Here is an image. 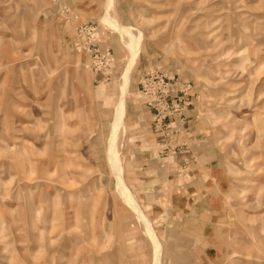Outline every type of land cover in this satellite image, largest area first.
Masks as SVG:
<instances>
[{"label": "rangeland", "instance_id": "rangeland-1", "mask_svg": "<svg viewBox=\"0 0 264 264\" xmlns=\"http://www.w3.org/2000/svg\"><path fill=\"white\" fill-rule=\"evenodd\" d=\"M135 207L161 264H264V0H0V264H153Z\"/></svg>", "mask_w": 264, "mask_h": 264}, {"label": "built area", "instance_id": "built-area-1", "mask_svg": "<svg viewBox=\"0 0 264 264\" xmlns=\"http://www.w3.org/2000/svg\"><path fill=\"white\" fill-rule=\"evenodd\" d=\"M77 47L81 49V45L77 44ZM93 52L95 58L100 55L107 63L112 60L109 52L106 54L96 53L97 50ZM92 63L95 64L91 60L90 66ZM139 87L148 109L153 113L156 129H163L165 121L173 120L169 126L174 128L178 121L185 120L184 110L186 105H190L191 86L181 85L175 78H168L159 70H152L141 78Z\"/></svg>", "mask_w": 264, "mask_h": 264}, {"label": "bare ground", "instance_id": "bare-ground-1", "mask_svg": "<svg viewBox=\"0 0 264 264\" xmlns=\"http://www.w3.org/2000/svg\"><path fill=\"white\" fill-rule=\"evenodd\" d=\"M117 29L121 30L118 27H117ZM127 39L132 40V38L130 36L127 37ZM135 48H136V46H135ZM133 57H135L134 54H133ZM133 64H134V59L132 58V60H131V62L129 64V67H132ZM124 82L127 84L126 76H125ZM119 113L120 112H117V119H119V115H118ZM116 125H117V123H115L112 126L111 132H110V137H111L110 138V144H111L112 147L114 146V141H115V138H116V135H117V132H118V128H117ZM113 151H115L114 147L113 148H110V154H112ZM111 158H112V155H110V159ZM127 193L129 195V197L131 198L132 202L134 203L133 198H132L130 192L127 191ZM135 208H136L137 212L141 215V212L139 211V209L137 207H135ZM141 216H142L141 219L145 220V228H146V230H147V232L149 234V237L151 239V242H153L152 244L154 246V249H153L154 250V263L153 264H161V258H162L161 257V254H162V248L163 247L161 246V244L159 243V241L156 240V238H155V236H154V234L152 232L151 225L146 221V219L143 217V215H141Z\"/></svg>", "mask_w": 264, "mask_h": 264}, {"label": "crops", "instance_id": "crops-1", "mask_svg": "<svg viewBox=\"0 0 264 264\" xmlns=\"http://www.w3.org/2000/svg\"><path fill=\"white\" fill-rule=\"evenodd\" d=\"M106 5H105V8H104V13L106 12ZM128 95H129V90H128V93H127V95H126V99H125V116H124V118H123V123H124V126H125V118H126V114H127V110H126V101H127V97H128ZM121 176H122V178H123V181H124V183H125V185H126V182H125V180H124V176H123V173H121ZM127 186V185H126ZM127 188L129 189V187L127 186ZM130 190V189H129ZM131 192V191H130ZM131 194H132V196L134 197V199H135V201H136V203H137V205H138V207L142 210V208H141V206H140V204L138 203V201H137V199H136V197L133 195V193L131 192ZM143 211V210H142ZM147 218H148V216H147ZM149 219V218H148ZM149 222H150V224H151V226H152V229H153V231H154V234H155V236H156V238H157V240H159V238H158V236H157V234H156V232H155V229H154V227H153V225H152V222H151V220L149 219ZM159 242H160V240H159Z\"/></svg>", "mask_w": 264, "mask_h": 264}]
</instances>
